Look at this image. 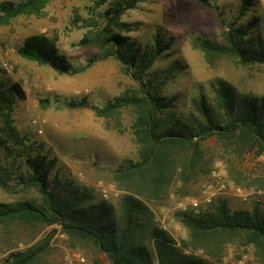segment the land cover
Masks as SVG:
<instances>
[{
    "label": "rangeland",
    "instance_id": "374dc122",
    "mask_svg": "<svg viewBox=\"0 0 264 264\" xmlns=\"http://www.w3.org/2000/svg\"><path fill=\"white\" fill-rule=\"evenodd\" d=\"M247 1L242 13L244 0H47L38 14L0 24V210L40 204L29 181L38 169L64 215L50 224L22 216L0 220V264H113L91 246H71L60 219L82 217L119 236L125 224L122 200L131 194L114 181V170L138 158L131 128L135 111L123 106L98 115L69 103L104 107L149 89L168 103L172 119L193 127L203 121L197 109L201 96L215 111L220 84L236 95L264 97V64L242 65L232 55L206 57L198 44L223 43L222 33L231 26L264 16V0ZM34 33L52 39L74 67L101 58L81 72L59 73L19 54L23 39ZM110 36L123 53L137 56L140 67L126 74L117 58L102 55L103 39ZM206 144L215 148L213 138ZM236 165L247 180L234 181L228 165L214 156L188 183L170 185L163 200L134 196L143 204L135 210L138 226L128 242L134 257L160 264L158 240L168 253L204 264H262L243 234L193 246L184 223L185 214L213 215L220 199L230 214L254 209L264 214V156L247 152ZM36 249L37 256L22 261Z\"/></svg>",
    "mask_w": 264,
    "mask_h": 264
},
{
    "label": "trees",
    "instance_id": "16d2710c",
    "mask_svg": "<svg viewBox=\"0 0 264 264\" xmlns=\"http://www.w3.org/2000/svg\"><path fill=\"white\" fill-rule=\"evenodd\" d=\"M46 1H1L0 24H6L22 14H38ZM248 6V1L244 0L241 12L244 13ZM222 39L223 43L203 39L198 44L206 57L232 55L242 65L264 64V16L248 17L239 27L231 26L222 33ZM103 42L107 45H99L104 52L102 55L117 58L124 73L130 74L132 66L140 67L134 53L121 51L116 37H106ZM18 52L21 56L46 64L59 73L81 72L101 58L95 56L82 66L74 67L58 50L56 43L41 33L26 36ZM149 63H143V68ZM13 88L23 95L18 84H13ZM125 98H117L104 107L88 105L84 101L69 103V106H89L98 115H108L123 106H131L135 111L131 128L138 144V158L128 160L114 170V181L122 183L131 194L122 200L125 224L119 228V236L110 227L98 222H88L82 217L78 220L72 217L68 221L63 218L60 220L71 246H91L98 253H104L113 264H145L136 259L128 248V242L132 240L131 232L138 226L134 219L135 210L143 207L134 196L145 198L150 203L161 201L170 185L176 180L188 183L191 177L206 171L214 156L228 165V172L234 181L247 180L248 177L236 164L247 152L264 156V97L236 95L224 84H220L216 92L215 111L201 96L197 109L203 121L197 122L193 127L187 126L180 119H172L174 114L169 111L168 103L149 89H141L139 95L134 94L131 99L129 96ZM210 138H213L215 148L206 144ZM38 172L36 169L29 181L41 196L40 204L6 207L0 210V220L22 216L50 224L64 216L55 197L48 190L45 177L38 175ZM256 180L260 182L263 179H254L255 182ZM216 206L213 215L202 218L183 215L193 246H200L202 242L208 243L214 239H224L231 233L243 234L245 240L259 251L260 262L264 264V214L258 209L251 213L236 211L230 214L224 199H220ZM164 242H154L160 264H204L198 259L191 260L186 256L168 253L170 248ZM38 250L25 258L21 256L24 259L22 261L26 262L37 256Z\"/></svg>",
    "mask_w": 264,
    "mask_h": 264
}]
</instances>
